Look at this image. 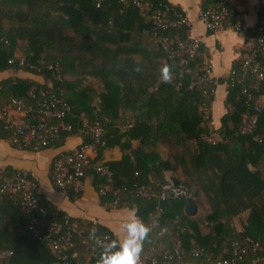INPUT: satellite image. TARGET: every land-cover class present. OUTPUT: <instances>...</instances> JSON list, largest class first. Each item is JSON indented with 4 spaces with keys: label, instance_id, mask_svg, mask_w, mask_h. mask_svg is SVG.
I'll return each mask as SVG.
<instances>
[{
    "label": "trees",
    "instance_id": "trees-1",
    "mask_svg": "<svg viewBox=\"0 0 264 264\" xmlns=\"http://www.w3.org/2000/svg\"><path fill=\"white\" fill-rule=\"evenodd\" d=\"M217 1L203 0V10ZM143 2L145 10L124 5L121 0H103L100 7L98 0H0V72L16 75L0 82L1 104L8 107L12 99L21 101L29 110L24 121L37 125L43 120L39 111L48 95L66 100L70 116L55 122L71 126L73 131L61 132L45 149L62 146L68 137L81 136L84 117L102 125L104 145L92 164L113 173L111 190L102 194L109 185L107 179L93 169L86 174L93 175L103 204H113V191L120 190L118 208H134L149 229L141 242L143 264H217L221 259H233L240 248L247 251V264H264V108L258 105L264 97V80L257 84L256 77L248 78L239 85L228 80V111L221 128L212 130L214 97H205L193 79V72L206 64L204 55L179 53L170 57L155 42L152 25L145 21L146 15L166 5L170 16L180 10L167 0ZM189 32L170 28L165 34L188 43ZM19 48L23 55L18 58ZM260 59L264 73V60ZM239 67L240 63L234 65ZM185 69L191 70V75ZM20 72L43 77L51 87L21 79L17 76ZM88 78L98 80L102 90L89 85ZM253 118H257L256 125ZM121 120L128 121L124 131ZM214 133L220 139H212ZM0 136L15 148L32 150L14 145L1 122ZM82 138V145L89 142ZM133 142H139L135 149ZM117 146L130 154L121 162L106 163L104 153ZM162 147L166 152L160 151ZM23 173L5 169L0 172V186ZM166 173L177 177V187L190 198L169 195L160 200L165 187L174 184L166 181ZM51 182L63 193L53 183L52 174ZM140 188L154 197H139ZM67 195L71 200L81 196L72 191ZM37 196L41 202L31 216L8 194H0V251L14 252L2 264L54 263L55 255L41 237L48 232L55 213L59 223L68 218L83 232L74 235L71 254L78 253L88 240L94 249L90 261L81 253L77 261L100 264L105 249L113 243L119 245L100 225L98 232L108 235L109 240L107 246L94 245L87 236L93 223L73 219L39 193ZM189 199L201 214L198 210L194 216L187 215ZM33 218L40 237L29 229ZM162 246L164 250H159ZM178 247L185 255L180 260H165L164 254Z\"/></svg>",
    "mask_w": 264,
    "mask_h": 264
},
{
    "label": "built area",
    "instance_id": "built-area-1",
    "mask_svg": "<svg viewBox=\"0 0 264 264\" xmlns=\"http://www.w3.org/2000/svg\"><path fill=\"white\" fill-rule=\"evenodd\" d=\"M103 0H98V7H100ZM144 0H121V3L127 6H134L139 10H145L147 5ZM262 4V20L260 24L254 29L253 34L255 38L246 44V55L242 59L239 68H233L229 82L232 85L243 84L248 78H257V84L264 80V73L261 68L260 61L264 60V0ZM169 5L164 9H158L152 15H146L145 21L152 25V36L155 42L159 44L170 57H176L179 53H185L191 57H199L204 55L201 48V43L198 40H191L185 42L175 37L165 34L170 28L187 29L190 31L191 25L184 14L174 11L172 16ZM231 12L228 7L227 0H219L217 6L213 9L203 10L201 13V21L204 23L207 31L216 32L224 30L228 27H233L230 22ZM185 60L184 64L188 65ZM186 74L191 75V70H186ZM194 86L201 90L202 94L211 99L217 92L218 82L212 75L211 68L205 64L198 67L194 71ZM1 90V88H0ZM247 93V91H246ZM249 94V100H251ZM10 108L17 111L18 115L27 116L29 110L19 100L12 99ZM71 107L68 105L63 97L55 95H48L44 102H42L39 114L43 117L42 122L37 125L26 123L24 119L15 117L7 106H2L0 98V122L5 125L6 130L10 133L13 144L18 145L19 148H30L33 151H40L49 147L61 132H72L73 127L64 123H57L63 121L70 116ZM256 112H258L256 110ZM253 125L257 123V118L252 119ZM79 134L85 137L89 142L80 146L76 151L62 154L53 162L52 181L56 187L61 189L64 193L72 191L76 195H81L85 189V182L87 179V171L95 170L98 175L107 179L109 185L102 190V194H106L111 190L113 183V173L109 168L102 165H93L92 160L97 156L98 150L102 144V139L105 130L99 123L83 122ZM8 194L9 198L18 202L25 212L31 216L39 207L41 202L37 196L39 193V185L32 180L30 173L24 172L21 175L13 177V181L7 185L0 186V194ZM114 202L113 205L118 207L120 205V190L113 191ZM137 195L142 198L154 197L143 188L137 190ZM175 197H189L190 195L180 187L174 184L165 187V192L160 195V200L164 201L168 196ZM37 221L33 218L30 222V230L36 237H40V232L37 228ZM97 225H92L91 231L88 235L94 242L101 246H107L109 236L100 234L97 230ZM95 229V234L92 230ZM84 231V230H83ZM85 232V231H84ZM78 225L71 223L66 218L63 223L58 222L57 213L54 214V220L49 227L48 232L41 237L44 242L48 244L55 255V261L51 264H83L76 260V256L70 251L73 247V238L75 234H82ZM246 249H237L233 259H221L217 264H247L245 255ZM196 256L199 253H195ZM185 255L182 247H178L173 252H166L164 258L167 261L181 259ZM14 256V252L10 250L0 251V264L10 260Z\"/></svg>",
    "mask_w": 264,
    "mask_h": 264
},
{
    "label": "crops",
    "instance_id": "crops-1",
    "mask_svg": "<svg viewBox=\"0 0 264 264\" xmlns=\"http://www.w3.org/2000/svg\"><path fill=\"white\" fill-rule=\"evenodd\" d=\"M167 1L173 7L179 9L188 19L191 25L189 38L190 40L200 41L206 64L211 68L213 77L219 83L211 109V129L218 131L222 126V118L228 111L225 102L228 95L227 84L229 77L234 65L241 63L245 57L246 44L254 38L253 31L262 20L261 0H227L231 12L230 22L233 27L216 32L207 31L204 23L201 21L203 0ZM218 3L219 0L217 1ZM217 4L211 5L210 9L215 8ZM22 55L21 48H19L16 56L19 58ZM15 76L12 71L0 72V82L14 78ZM17 76L21 79L38 82L41 86L51 87V84L49 82L46 83L45 78L40 76L23 72L18 73ZM68 79L70 81L74 80L71 77ZM88 84H92L98 91L103 88L102 84L96 79L88 78ZM258 103L264 108V97L260 98ZM8 107L13 116H22L20 117L22 119L26 118L24 115H18L17 111L10 108V106ZM126 124H128L127 120ZM126 124L124 120H121L120 126L122 131L126 129ZM83 140L82 136H73L68 137L60 147H51L40 151H24L15 148L10 141L2 139L0 136V172L10 168L15 171L32 173L33 177L38 181L39 194L55 208L78 221L84 223L90 222L93 223L92 225L104 227L113 234L119 244H123L129 238L128 230L125 226L132 223L142 224L136 216L134 208H118L113 204H103L102 198L94 186L93 175L87 177L84 192L75 200H71L67 193L57 191L51 182L53 162L56 157L65 152L76 151L82 146ZM138 146L139 142H133V149ZM160 151L166 152L163 147ZM126 154H130L129 151H124L120 146L110 148L104 153V161L106 163L121 162ZM165 177L167 182L174 183L178 181L177 177L172 173H166ZM198 213L201 214L202 211L199 210ZM87 236L89 237V235ZM87 242L82 243L80 245L82 249L80 248L78 253L73 254L77 257L81 253L86 260L90 261L94 249ZM91 243L96 245L94 240ZM77 247L79 248V246ZM164 248L165 246H162L159 250H164ZM138 264H143L140 255Z\"/></svg>",
    "mask_w": 264,
    "mask_h": 264
},
{
    "label": "clouds",
    "instance_id": "clouds-1",
    "mask_svg": "<svg viewBox=\"0 0 264 264\" xmlns=\"http://www.w3.org/2000/svg\"><path fill=\"white\" fill-rule=\"evenodd\" d=\"M164 79L167 80V69ZM128 230L129 238L123 244H115L109 246L102 253L100 264H138L139 255L142 250L141 242L146 237L149 229L140 223H132L125 226ZM95 234V229L92 230ZM118 247L119 251H112V248ZM111 253V254H109Z\"/></svg>",
    "mask_w": 264,
    "mask_h": 264
},
{
    "label": "water",
    "instance_id": "water-1",
    "mask_svg": "<svg viewBox=\"0 0 264 264\" xmlns=\"http://www.w3.org/2000/svg\"><path fill=\"white\" fill-rule=\"evenodd\" d=\"M179 184L180 183L177 182V181L174 182V185L176 187L179 186ZM188 203H189V205H188V208L186 209L187 215H189V216L196 215L197 212H198V209H197V206H196L195 202L192 199H189Z\"/></svg>",
    "mask_w": 264,
    "mask_h": 264
},
{
    "label": "rangeland",
    "instance_id": "rangeland-1",
    "mask_svg": "<svg viewBox=\"0 0 264 264\" xmlns=\"http://www.w3.org/2000/svg\"><path fill=\"white\" fill-rule=\"evenodd\" d=\"M262 101H263V100H262ZM258 105H259V107H262L261 104L258 103ZM83 122L87 123V122H88V119L83 118ZM214 134H215V133H214ZM214 134H213V135H214ZM218 137H219L218 135H214L212 139H214V140H215L216 138H217V139H220V137H219V138H218Z\"/></svg>",
    "mask_w": 264,
    "mask_h": 264
}]
</instances>
